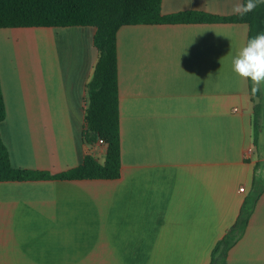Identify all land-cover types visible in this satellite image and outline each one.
Listing matches in <instances>:
<instances>
[{
  "label": "crops",
  "instance_id": "crops-1",
  "mask_svg": "<svg viewBox=\"0 0 264 264\" xmlns=\"http://www.w3.org/2000/svg\"><path fill=\"white\" fill-rule=\"evenodd\" d=\"M236 2L162 0L161 11L228 15ZM94 32L0 27V134L14 166L54 174L86 153L104 161L105 145L82 137ZM247 35L244 22L120 26V175L0 180V264H209L246 201L226 264H264V112L253 124L263 91L255 103L231 69Z\"/></svg>",
  "mask_w": 264,
  "mask_h": 264
},
{
  "label": "trees",
  "instance_id": "trees-1",
  "mask_svg": "<svg viewBox=\"0 0 264 264\" xmlns=\"http://www.w3.org/2000/svg\"><path fill=\"white\" fill-rule=\"evenodd\" d=\"M162 0H0V27L71 26L95 27L93 43L98 57L86 83L84 142L93 145L99 137L106 148L100 162L91 153L72 168L50 173L16 167L11 163L7 146L0 134V180L39 178H117L121 167L120 110L116 35L120 26L162 22H244L247 39L264 33V4L243 17L234 14L216 15L205 11L183 10L172 14L161 11ZM251 81V80H250ZM260 92L257 93L259 95ZM6 109L0 79V121ZM263 117L262 104L254 105L253 124L259 129ZM251 210L247 201L237 221L214 245L209 264H226L227 251L235 243L248 221Z\"/></svg>",
  "mask_w": 264,
  "mask_h": 264
},
{
  "label": "clouds",
  "instance_id": "clouds-1",
  "mask_svg": "<svg viewBox=\"0 0 264 264\" xmlns=\"http://www.w3.org/2000/svg\"><path fill=\"white\" fill-rule=\"evenodd\" d=\"M264 0H237L232 13L243 17L255 10ZM231 69L240 78L251 80V93L255 96L264 88V33L248 38L231 58Z\"/></svg>",
  "mask_w": 264,
  "mask_h": 264
},
{
  "label": "built area",
  "instance_id": "built-area-1",
  "mask_svg": "<svg viewBox=\"0 0 264 264\" xmlns=\"http://www.w3.org/2000/svg\"><path fill=\"white\" fill-rule=\"evenodd\" d=\"M93 145H95V146H97V145H105L103 138L99 137L97 139V141L95 142V144H93ZM239 189L240 190H244V186H240Z\"/></svg>",
  "mask_w": 264,
  "mask_h": 264
},
{
  "label": "rangeland",
  "instance_id": "rangeland-1",
  "mask_svg": "<svg viewBox=\"0 0 264 264\" xmlns=\"http://www.w3.org/2000/svg\"><path fill=\"white\" fill-rule=\"evenodd\" d=\"M262 91H263V95H262V98H263L262 99V103H263L262 105L263 106H262V109H263V112H264V88H262Z\"/></svg>",
  "mask_w": 264,
  "mask_h": 264
},
{
  "label": "water",
  "instance_id": "water-1",
  "mask_svg": "<svg viewBox=\"0 0 264 264\" xmlns=\"http://www.w3.org/2000/svg\"><path fill=\"white\" fill-rule=\"evenodd\" d=\"M254 98H255V103H257L259 101V96L255 95Z\"/></svg>",
  "mask_w": 264,
  "mask_h": 264
}]
</instances>
